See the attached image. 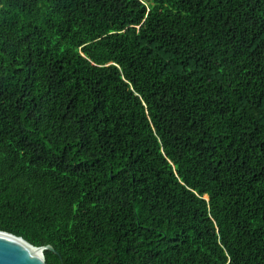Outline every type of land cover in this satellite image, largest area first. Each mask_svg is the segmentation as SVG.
<instances>
[{
  "label": "trees",
  "instance_id": "trees-1",
  "mask_svg": "<svg viewBox=\"0 0 264 264\" xmlns=\"http://www.w3.org/2000/svg\"><path fill=\"white\" fill-rule=\"evenodd\" d=\"M0 231L264 264V0H0Z\"/></svg>",
  "mask_w": 264,
  "mask_h": 264
},
{
  "label": "water",
  "instance_id": "water-1",
  "mask_svg": "<svg viewBox=\"0 0 264 264\" xmlns=\"http://www.w3.org/2000/svg\"><path fill=\"white\" fill-rule=\"evenodd\" d=\"M44 251L58 254L51 245L37 247L22 237L0 231V264H47Z\"/></svg>",
  "mask_w": 264,
  "mask_h": 264
}]
</instances>
